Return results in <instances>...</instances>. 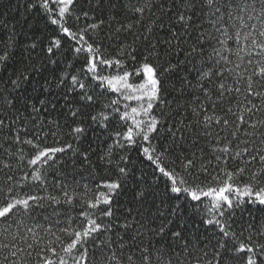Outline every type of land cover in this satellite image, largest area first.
<instances>
[{
    "label": "snow or ice",
    "instance_id": "1",
    "mask_svg": "<svg viewBox=\"0 0 264 264\" xmlns=\"http://www.w3.org/2000/svg\"><path fill=\"white\" fill-rule=\"evenodd\" d=\"M23 7L43 25L0 87V264H264V219H236L264 206V0Z\"/></svg>",
    "mask_w": 264,
    "mask_h": 264
},
{
    "label": "trees",
    "instance_id": "2",
    "mask_svg": "<svg viewBox=\"0 0 264 264\" xmlns=\"http://www.w3.org/2000/svg\"><path fill=\"white\" fill-rule=\"evenodd\" d=\"M126 3L127 0H112L114 7L106 8L105 15L110 18V16L114 14L119 19L124 20L125 17L123 12L124 4ZM23 4L24 0H0V49L3 48V41L7 39L10 33H13V30L16 37V43L11 45L8 49L11 53L10 58L6 63H0V87L10 78H15L14 72L23 68L21 61L28 59L29 53L27 52V46L32 40L33 33L34 31L38 33L39 28L43 25V21L39 17H33L25 13ZM160 35L163 36L164 34L160 33ZM0 54H3L2 51H0ZM33 56H35V53H33ZM182 59L183 55L179 54L178 49L177 52L173 54V61L175 62ZM181 74H183V72ZM39 79L40 77L37 75L32 78L31 85H25L29 93H31L33 87H39L36 83ZM174 95L176 94L174 93ZM57 114L58 113L53 112L51 115L55 116ZM96 135V133H92L88 138L94 149L100 144V141L95 138ZM77 179H80L79 176H77ZM83 182H88L87 174H85ZM125 199H127V197H125ZM241 217H243L245 221L251 218L260 221L264 219V206L245 205L243 210L237 211L236 219L240 220ZM188 226L192 227L191 220L188 221ZM173 227H175V225H173ZM201 230H203L202 226Z\"/></svg>",
    "mask_w": 264,
    "mask_h": 264
}]
</instances>
